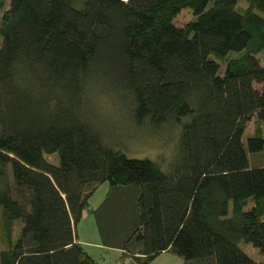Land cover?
Wrapping results in <instances>:
<instances>
[{"label": "trees", "instance_id": "1", "mask_svg": "<svg viewBox=\"0 0 264 264\" xmlns=\"http://www.w3.org/2000/svg\"><path fill=\"white\" fill-rule=\"evenodd\" d=\"M0 12V264H100L76 227L104 182L92 210L123 250L116 264L164 251L264 264L241 246L264 256V164L250 156L264 153V0H0ZM103 97L176 141L171 157L117 148Z\"/></svg>", "mask_w": 264, "mask_h": 264}, {"label": "rangeland", "instance_id": "2", "mask_svg": "<svg viewBox=\"0 0 264 264\" xmlns=\"http://www.w3.org/2000/svg\"><path fill=\"white\" fill-rule=\"evenodd\" d=\"M1 14L2 13L0 12V23H1ZM193 17H194V14L191 8L187 7V8H184L180 12V14L177 16V18L175 19V23L178 25H183L189 20H191ZM257 56L260 58L261 62L264 64V50L258 53ZM223 69H224V65H223ZM104 98L105 97H103V104H104V107H106L107 111L106 112L98 111L99 125H100L101 130L106 135L111 137L114 140V142H117L121 145V147H117V148L122 149L129 156L144 157L148 155V156L154 157V159L164 157L167 160L169 157H171V153L175 149L176 141L174 143L171 142L167 144V142L165 141L167 134H165L164 131L161 133L163 139L162 138L160 139L158 137H148V134H145L146 132L145 130L149 131L148 127L139 128L135 124H131V122L127 118V115L125 114L126 109L124 108L123 105L121 106V103L111 106L109 104L110 101ZM257 120H258V117L254 116V118L246 124V131L244 132V135H243V140L245 141V143H247L248 137L256 132L255 127H256ZM261 124L264 130V121H262ZM170 135H172V133H170ZM46 155L49 161L55 164L59 163V156L57 152L52 153V154H46ZM250 156H251V162L253 164H264V153L251 154ZM163 167L164 169H167L165 168L166 166H163ZM104 192H105V188L101 189L98 195H96V198L92 199L91 203L94 204L95 201L99 203L101 200V196L104 194ZM106 197L103 199V201L106 199ZM97 223L99 225V222ZM2 225L3 224L0 222V241H2L3 237L7 235L6 234L7 228L2 229ZM16 228L18 229L17 224H16ZM99 231H100L99 235L101 236V240H104L100 225H99ZM241 246L254 259L256 260L264 259V256L260 248L254 245V243L243 241L241 242ZM180 258L181 260H183L182 257ZM183 264H184V261H183Z\"/></svg>", "mask_w": 264, "mask_h": 264}, {"label": "crops", "instance_id": "3", "mask_svg": "<svg viewBox=\"0 0 264 264\" xmlns=\"http://www.w3.org/2000/svg\"><path fill=\"white\" fill-rule=\"evenodd\" d=\"M105 188L104 194L101 196L99 203H91L93 198L100 192L101 189ZM110 183H102L94 194L90 198V204L92 209H96L98 205L101 204L103 199L109 193ZM86 210L83 217L77 224L76 230L78 233L79 241L84 246V248L96 259L99 260L100 264H116L117 260L123 254V250L119 247H113L106 245L101 236L99 235V225L97 217L93 210ZM150 264H183L181 258L170 252L164 251L157 258H155Z\"/></svg>", "mask_w": 264, "mask_h": 264}]
</instances>
